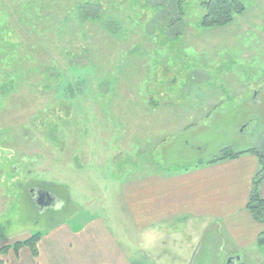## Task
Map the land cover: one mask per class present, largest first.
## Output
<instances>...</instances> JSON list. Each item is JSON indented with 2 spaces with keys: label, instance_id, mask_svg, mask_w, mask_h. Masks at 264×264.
<instances>
[{
  "label": "rangeland",
  "instance_id": "374dc122",
  "mask_svg": "<svg viewBox=\"0 0 264 264\" xmlns=\"http://www.w3.org/2000/svg\"><path fill=\"white\" fill-rule=\"evenodd\" d=\"M152 1L0 0V248L61 221L100 220L130 258L227 264L225 230L199 250L206 261L192 263L205 219L188 217L179 242L176 226L140 231L135 215L144 221L151 209L140 186L153 174L174 178L262 143L264 0H241L242 14L211 28L202 26L209 0H183L179 20ZM100 13L111 25L91 16ZM38 185L69 192L50 224L26 192ZM262 257L244 253L245 264Z\"/></svg>",
  "mask_w": 264,
  "mask_h": 264
},
{
  "label": "crops",
  "instance_id": "0c3cea01",
  "mask_svg": "<svg viewBox=\"0 0 264 264\" xmlns=\"http://www.w3.org/2000/svg\"><path fill=\"white\" fill-rule=\"evenodd\" d=\"M207 161L196 171L190 169L181 176L171 178L153 174L142 182L140 187L147 189V205L151 209L142 213L144 221L135 215V227L147 232L176 226L182 231L178 233L181 242L188 217L205 219L204 235L199 237L192 263L206 261L210 252L199 255V250L211 235L214 237L208 243L212 245L217 241L214 246L219 245L215 234L222 230L231 242L229 252H225L228 243L220 244L221 261L240 257L239 263L245 264L244 253L250 249L254 259H262L264 250L257 246V240L264 225L256 222L247 209L252 184L260 169L258 157L245 152L235 159L217 163ZM169 186L175 192L167 193ZM261 191L264 198V182ZM138 196V189L132 186L128 197L135 200ZM48 229L49 233L38 245L37 256L28 247L19 252L12 249L4 257L5 264H149V259L139 254L134 258L126 256L113 230L100 220L78 229L68 221H61Z\"/></svg>",
  "mask_w": 264,
  "mask_h": 264
},
{
  "label": "trees",
  "instance_id": "16d2710c",
  "mask_svg": "<svg viewBox=\"0 0 264 264\" xmlns=\"http://www.w3.org/2000/svg\"><path fill=\"white\" fill-rule=\"evenodd\" d=\"M152 2H153V9H155L158 13L161 12L160 15L162 14V11L163 12L167 11L169 14L171 12H176L174 14L178 16V20L182 19L180 17L184 16L183 7L185 3L183 0H154ZM204 8L206 9L207 12L202 21V26L204 28H211L216 26L223 27L229 25L234 21V16L242 14L245 10V7L241 0H209L204 4ZM90 9L87 8L85 9V12L82 11V13H84V15H87L88 12L91 11ZM91 16L94 18L95 21L103 22L104 24V21L101 17V13L98 16L95 14H92ZM166 16L167 15H165L164 17ZM161 17H163V15ZM154 24L155 22L153 23V25ZM104 25L109 26L111 25V23H107ZM162 30L165 32L166 29L162 28ZM249 151L254 153L258 157L260 169L256 177L254 178L252 184L250 200L248 202L247 209L256 222L264 225V198L262 196V191H261V186L262 183L264 182V139L257 148L251 149ZM249 151H247V153ZM244 153L245 152H233L229 149H226V151H224L222 154L207 162L217 163L228 159H235L238 158L239 156H242V154ZM58 187L63 188L61 186ZM26 192L30 193V190L28 191L26 190ZM53 192H55L59 196L63 195L60 194L59 191H56V189H53ZM64 198H66V200L69 201L68 199L70 197L68 191H67V197L64 196ZM42 238L43 235L41 233L35 235L32 234L30 237L17 241L12 245L1 247L0 264H5L4 257L12 249L15 252H19V250L22 249L23 247H28L31 250L32 254L34 256H37L39 253L38 245L42 240ZM257 246L264 250V230L258 236Z\"/></svg>",
  "mask_w": 264,
  "mask_h": 264
},
{
  "label": "flooded vegetation",
  "instance_id": "af4514ba",
  "mask_svg": "<svg viewBox=\"0 0 264 264\" xmlns=\"http://www.w3.org/2000/svg\"><path fill=\"white\" fill-rule=\"evenodd\" d=\"M28 196L30 197L33 206L37 208L40 217H43L45 221H48V224H50L54 214L64 213L66 211V207L69 206L66 198H64L63 195L59 196L53 191L41 188L40 185L34 189L32 187ZM230 259L237 260L235 257ZM230 264H232V262Z\"/></svg>",
  "mask_w": 264,
  "mask_h": 264
},
{
  "label": "water",
  "instance_id": "95a60500",
  "mask_svg": "<svg viewBox=\"0 0 264 264\" xmlns=\"http://www.w3.org/2000/svg\"><path fill=\"white\" fill-rule=\"evenodd\" d=\"M255 121H250V123H248L247 125H245L244 127H243V132H248V131H253L254 130V128H255ZM237 260H233V259H229V261H228V264H230L231 262H232V264H236V262H240V257L239 258H236Z\"/></svg>",
  "mask_w": 264,
  "mask_h": 264
}]
</instances>
